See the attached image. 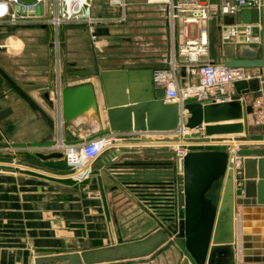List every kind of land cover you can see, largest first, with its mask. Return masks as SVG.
Instances as JSON below:
<instances>
[{
  "label": "crops",
  "instance_id": "1",
  "mask_svg": "<svg viewBox=\"0 0 264 264\" xmlns=\"http://www.w3.org/2000/svg\"><path fill=\"white\" fill-rule=\"evenodd\" d=\"M145 2L148 5L140 9L132 4L126 8L125 0L118 1L121 6L118 14L112 5L99 11L94 8L97 16L106 19L98 26L95 38L85 25H61L59 47L54 43L57 35L53 26L7 28L4 32L11 35L0 38V67L54 119V124H50L0 70V143L8 144L0 147V264H36L40 256L82 253L109 246L106 244L134 241L160 227L156 217L163 219L155 208L139 194L134 182L123 177L154 169L147 154L178 143H144L137 138L146 134H175L173 132L178 133L180 126L172 131L112 129L101 75L103 71L137 70V78L142 80L145 75L142 72L151 70L153 82V72L168 67L172 56H178V36L175 42L166 4L159 0ZM123 16L125 18L119 20ZM214 23L219 32L218 21L212 19V39ZM239 46L223 44V49L209 58L223 63L224 58L237 56ZM77 68L90 69L91 74H76ZM251 71L257 75L251 80L255 88L245 92L246 97L255 95L258 79L263 83L259 69ZM186 78V72L180 70V83ZM108 80L110 87L116 85V76L111 75ZM88 82L94 86L96 108L85 109L73 119H66L59 113L60 90ZM153 87L158 89L154 83ZM51 101L54 102L52 106ZM252 129L253 134H259L264 127ZM108 132L122 139L116 142V147L105 150L82 175L72 173L64 155L51 158L39 155L61 152L56 147L58 144H81ZM50 141L55 143L44 144ZM119 146L127 148L107 159ZM243 146L264 148L258 144ZM173 162L178 211L176 157ZM218 187L214 192L217 203L221 199ZM240 210L241 206H236L237 215ZM137 232L136 236L143 237L126 238ZM153 263L148 260L134 264ZM236 264H243L238 252Z\"/></svg>",
  "mask_w": 264,
  "mask_h": 264
},
{
  "label": "water",
  "instance_id": "2",
  "mask_svg": "<svg viewBox=\"0 0 264 264\" xmlns=\"http://www.w3.org/2000/svg\"><path fill=\"white\" fill-rule=\"evenodd\" d=\"M24 1L31 3L35 0ZM211 2L217 3L219 0ZM261 17L256 8H246L240 12L243 22H259ZM225 20L232 22L233 18L227 16ZM10 35V32H0V38ZM238 50L236 57L224 58V65L258 68L264 87V49L241 45ZM0 70L10 84L53 125L54 119L1 67ZM74 71L79 75L91 74L90 69L77 68ZM136 71L101 72L112 129L172 131L180 126L186 130L182 137L184 140H181L179 134H146L137 140L144 143L178 142L180 145L202 147L189 150L179 161L178 221L167 226L164 220L156 217L160 229L142 239L82 253L40 256L36 259V264H100L136 259L154 253L169 238L173 239L183 254L180 264H236L237 252L243 264H264V148H239L235 153L237 158L231 155L229 148H209L219 144L230 147L233 141L224 142V136L234 137L237 144L242 146L264 145V130L253 134L250 122L252 106L243 97L245 92L255 88L253 82L237 81V94L231 101L199 100L189 96L182 103H165L164 89L153 87L152 71L142 72L145 73L142 80L137 78ZM111 75L116 76V85L112 84L110 87L108 79ZM59 96V113L68 120L85 109L96 108L97 105L94 86L89 82L67 86L60 90ZM50 104L52 106L54 102L51 101ZM54 143L44 142L45 145ZM7 145L0 143V147ZM126 148L119 146L107 159L114 158ZM39 155L51 158L60 157L63 153ZM147 155L154 159H179L174 151L168 149ZM217 186L221 197L219 203L209 195ZM236 206H241L239 215L236 214ZM237 217L240 219L241 242H237ZM171 219L167 222L175 220ZM173 230H176L175 234Z\"/></svg>",
  "mask_w": 264,
  "mask_h": 264
},
{
  "label": "built area",
  "instance_id": "3",
  "mask_svg": "<svg viewBox=\"0 0 264 264\" xmlns=\"http://www.w3.org/2000/svg\"><path fill=\"white\" fill-rule=\"evenodd\" d=\"M166 4L169 14V25L174 41L178 36V56L173 55L168 67L153 72V83L157 88L164 89L163 100L166 103H182L189 96L199 100L218 102L231 101L237 94L236 82L252 79L248 68L226 66L209 58L212 43L211 20L216 19L219 25V37L222 44L249 45L264 49V0H159ZM256 8L262 17L259 22H243L240 12L243 9ZM232 17L227 22L225 17ZM123 16L119 20L124 19ZM106 19L94 12L93 0H0V26L38 27L53 26L57 35L55 44L59 47L61 25H85L93 37H96L98 26ZM186 72V81L181 84L179 71ZM260 76H262L260 74ZM252 106V122L257 127H264V87L261 88L250 102ZM186 130L180 129L175 134L181 138ZM229 138V139H227ZM122 136L108 132L90 138L81 144L61 143L56 147L60 150L72 173L82 175L89 165L105 150L116 147ZM183 139V138H182ZM224 142L233 141L229 152L235 157L239 149L235 138L223 137ZM226 146V144L212 145ZM174 151L180 169V159L187 152L201 146L166 145ZM210 148V147H209ZM232 148V150H230ZM180 172V170H179Z\"/></svg>",
  "mask_w": 264,
  "mask_h": 264
},
{
  "label": "trees",
  "instance_id": "4",
  "mask_svg": "<svg viewBox=\"0 0 264 264\" xmlns=\"http://www.w3.org/2000/svg\"><path fill=\"white\" fill-rule=\"evenodd\" d=\"M150 159V165L155 166L154 169L124 174L123 178L134 182L139 194L148 199L159 216L170 221L175 218L176 211L173 158Z\"/></svg>",
  "mask_w": 264,
  "mask_h": 264
},
{
  "label": "rangeland",
  "instance_id": "5",
  "mask_svg": "<svg viewBox=\"0 0 264 264\" xmlns=\"http://www.w3.org/2000/svg\"><path fill=\"white\" fill-rule=\"evenodd\" d=\"M118 1H122V0H93V4H94L95 10L97 9V11H99L100 9H103L105 6L112 5L114 8H116L114 10V12H116L115 14H118L121 11V6L118 3ZM125 1H126V4H125L126 8H128V6L131 5V4L133 6L140 7V9H141V6L143 7V6H147L148 5V3L146 4V2L144 3V0H125ZM159 4H161V3H159ZM157 5H158V3H157ZM165 10L168 11L166 7H165ZM168 21H169V14H168ZM116 25H120V23H117ZM6 30H7V27L0 26V31L4 32ZM175 40H176V37H175ZM222 49H223V44H222V42H221V40L219 38V32H218L217 26L214 23V25H213V39H212L211 48H210V55H214L215 56L219 52V50H222ZM251 69L252 68H248V70H250V71H251ZM251 72H252L251 73V75H252V79L251 80H253V78H254V76L256 74H254L253 71H251ZM258 82H259V87H258L257 90H255V92H254L255 95L257 94L256 92L259 91V89L261 88V85H262L261 81L259 79H258ZM255 95H253L252 97H250V96L246 97L243 94V97L246 99L247 103H250L253 100V97ZM250 122H251V130H253L252 128L255 125H253L252 116L250 117ZM237 146L239 148L244 147V146L239 145V144H237ZM224 148L228 149V147L225 146V145L224 146L221 145V146L212 147V149H224ZM210 149H211V147H210ZM226 149H224V150H226ZM8 152H10V151H8ZM215 189H213V191L211 192L212 194L211 193L209 194L210 196L216 197V195L214 193ZM238 213H240V211ZM237 218H236L235 222L237 221ZM174 221L175 222L178 221L177 211H175V220H173L172 222L165 221V223L167 224V226H169V224L174 223ZM158 229H160V227ZM173 232L175 234L176 230H173ZM137 234H138V232L135 233V234L133 233V234H131L130 236H128L126 238L134 237V238L138 239L140 237H143V236H136ZM236 235L238 236V227H237ZM237 242H239L238 237H237ZM120 243H124V242H116L114 244H120ZM114 244H106V245H114ZM100 245H105V244H100ZM182 258H183V254H182L181 250L179 249L177 244L173 241V239L169 238L167 242H165L162 246H160L151 255H148V256H145V257L136 258V259L119 260L118 263L116 262V263H111V264H134V263H139V262L143 263V262L148 261V260L154 261L153 264H180L181 261H182Z\"/></svg>",
  "mask_w": 264,
  "mask_h": 264
},
{
  "label": "bare ground",
  "instance_id": "6",
  "mask_svg": "<svg viewBox=\"0 0 264 264\" xmlns=\"http://www.w3.org/2000/svg\"><path fill=\"white\" fill-rule=\"evenodd\" d=\"M235 143V145H237V142L236 141H234ZM238 220H239V223H240V219H239V217H238ZM240 236H241V234H240V232H239V224H238V239H239V242H241V240H240Z\"/></svg>",
  "mask_w": 264,
  "mask_h": 264
}]
</instances>
